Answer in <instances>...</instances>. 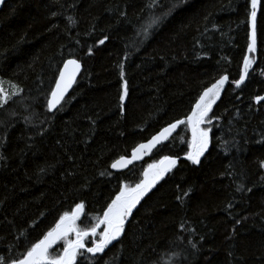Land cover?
Masks as SVG:
<instances>
[{"label":"trees","instance_id":"1","mask_svg":"<svg viewBox=\"0 0 264 264\" xmlns=\"http://www.w3.org/2000/svg\"><path fill=\"white\" fill-rule=\"evenodd\" d=\"M151 4L9 0L0 8V81L19 90L0 106L5 264L22 258L76 204H84L77 226L90 229L122 184L140 182L147 164L187 154L185 122L142 161L111 168L163 127L186 121L223 75L228 82L206 117L209 143L200 162L179 160L132 210L120 237L94 256L81 250L75 264H264V100L255 101L264 94V0L240 87L233 82L249 45L251 0ZM153 16L162 19L145 37ZM69 58L82 70L50 112L49 95ZM63 248L59 241L50 255Z\"/></svg>","mask_w":264,"mask_h":264},{"label":"snow or ice","instance_id":"2","mask_svg":"<svg viewBox=\"0 0 264 264\" xmlns=\"http://www.w3.org/2000/svg\"><path fill=\"white\" fill-rule=\"evenodd\" d=\"M156 2L157 0H152V4L149 6H154ZM257 3L258 0H251L252 11L250 14V21L252 23L253 31L250 34V43L248 45L249 52L255 51V18ZM173 7H175V5ZM165 15H167V13ZM69 19L71 20V18ZM160 19H162V17L153 16L150 18L149 22L142 29L145 37L149 34V30L154 25L158 24ZM105 39H107V37H105ZM99 43L103 44L104 40H100ZM251 63L249 57L245 56L244 67L241 71L240 78L234 82L236 87H240L245 81ZM69 66H71V70H69ZM79 69L80 64L76 60L65 61L64 68L61 69L59 78L56 81V87L52 90L51 98L48 100L47 107L49 111L60 103L64 93L71 86L75 79V74ZM123 75L124 73L121 66V78H123ZM227 79V76H221L211 85V87L205 88L196 104L193 106L191 114L187 116L186 121L178 120L163 128L161 132L158 135L153 136L147 144H140L138 149L133 150L132 159H139L140 157L137 155L139 150H151L157 144L167 139L168 134L176 129L178 125L187 122L192 132V141L189 144L190 151L187 154V159L194 164L199 163L200 156L203 155L209 143V131L208 129L200 128V125L208 122L206 117L212 108V104L219 97L220 90L223 88ZM11 87L14 90L12 95H18L19 90L17 89V86L13 84ZM126 95L127 85L125 84L124 92L120 95V101L122 104ZM8 99H10V97L5 94L3 82H0V106L7 103ZM256 99L257 101H260L264 100V97H257ZM165 162L167 163L165 164ZM131 163L132 160H125L124 157H120V159L114 162L111 167L114 169L118 166L126 167ZM175 164V159L165 156L161 161V166L157 167L155 165H149V168L156 169L152 173L150 179L148 178L149 173L146 170L144 173L146 179L142 180L134 188H128L122 184L120 192L115 196L111 203L108 204L107 208L104 210L103 216L97 217L99 223L94 224L90 229H81L77 226L76 221L80 218L81 213L83 212L84 204H76L72 212L63 213L57 220L55 226L45 233L42 239L33 244L22 258L13 259L9 261L8 264H75L77 255L81 250L90 253L93 256L97 253H102L112 241L120 237L124 230L126 219L140 202L141 198L163 177L164 173L169 171ZM262 166H264V164H262ZM185 195H187V193H185ZM237 223H239V221H237ZM101 224L104 225V230L97 233V228L100 227ZM70 234H74L75 238L71 239ZM97 235L99 236V239H93L92 246L87 247L85 243L86 239L90 236L96 237ZM59 241L64 242L63 252L56 256H51L49 250ZM0 264H5L3 257H0Z\"/></svg>","mask_w":264,"mask_h":264},{"label":"water","instance_id":"3","mask_svg":"<svg viewBox=\"0 0 264 264\" xmlns=\"http://www.w3.org/2000/svg\"><path fill=\"white\" fill-rule=\"evenodd\" d=\"M6 1H9V0H0V8L2 7V5L4 4V2H6ZM259 5H260V0H258V3H257V8H256V18H255V27H256V19H257V14H258V11H259ZM251 11H252V8H251ZM250 14H251V12H250ZM248 28H249V43H250V34L252 33V31H253V27H252V23H251V21H250V15H249V19H248ZM251 53H253V54H255V51H253V52H249V50H248V48H247V51H246V56H250V54ZM67 60H76L79 64H80V69H79V71L78 72H76V74H75V79L73 80V82H72V84H71V86L67 89V91L64 93V96H63V98L61 99V101H60V103L55 107V108H53L52 110H50V112H52V111H54L55 109H57L58 108V106L62 103V101L66 98V96L70 93V91L72 90V88H73V86L75 85V83H76V81H77V79H78V76H79V74H80V72H81V70H82V65H81V62L79 61V60H77V59H74V58H69V59H67ZM67 60H65V61H67ZM65 61L63 62V64H62V66H61V68H60V71H61V69H63L64 68V64H65ZM243 67H244V61H243V64H242V68H241V71H242V69H243ZM69 70H71V66H69ZM60 71H59V74H58V77H57V79L59 78V75H60ZM223 76H227V75H223ZM228 77V76H227ZM240 78V77H239ZM57 79H56V81H57ZM218 80V79H217ZM216 80V81H217ZM246 80V79H245ZM215 81V82H216ZM214 82V83H215ZM227 82H228V79H227V81L225 82V84H224V86L227 84ZM245 82V81H244ZM243 82V83H244ZM214 83H212V84H214ZM211 84V85H212ZM211 85L210 86H208V87H211ZM233 85L236 87V85H235V83L233 82ZM242 85V84H241ZM223 86V87H224ZM56 87V82H55V84H54V87H53V89ZM207 87V88H208ZM52 89V90H53ZM52 92V91H51ZM203 93V92H202ZM201 93V94H202ZM259 97H264V94L262 95V96H259ZM51 98V93H50V95H49V98H48V100ZM257 98V97H256ZM255 98V101L256 102H260V101H262V100H260V101H257V99ZM199 99V98H198ZM197 102V101H196ZM47 104H48V101H47ZM196 104V103H195ZM194 104V105H195ZM193 108V107H192ZM191 112H192V110H191ZM191 112H190V114H191ZM189 114V115H190ZM175 123V122H174ZM170 125V124H169ZM168 126V125H167ZM167 126H165V127H167ZM179 126V125H178ZM177 126V127H178ZM165 127H163V128H165ZM162 128V129H163ZM188 128H189V132H190V136H191V141H192V132H191V128L189 127V125H188ZM161 129V130H162ZM177 129V128H176ZM176 129H174L170 134H168V137L176 130ZM161 130H159L158 132H156L154 135H152L149 139H147L146 141H144V142H141V143H139L138 145H136L135 147H134V149H138V146L140 145V144H147L148 143V141L149 140H151L152 139V137L153 136H156V135H158L160 132H161ZM167 139H165V140H163L161 143H159V144H157L155 147H153L151 150H147V149H141V150H139L138 152H137V155L140 157L139 159H135V160H133L132 159V157H133V150L131 151V153H130V155L129 156H127V157H124L125 158V160H132V163L131 164H128L126 167L125 166H118L117 168H112L113 170H123V169H126V168H128V167H130L132 164H134V163H136V162H140V161H142L144 158H146L147 156H149L150 155V153L156 148V147H158L159 145H161L163 142H165ZM189 151H190V148H189ZM188 151V152H189ZM188 154V153H187ZM187 154H185V155H183V156H180V157H176V156H168V157H170V158H173V159H175L176 160V164H177V162L179 161V160H188L187 159ZM202 156L203 155H201L200 156V159L202 158ZM120 158H118L117 160H115L114 162H116V161H118ZM161 161H162V159L159 161V163H158V166L157 167H159V166H161ZM113 162V163H114ZM112 163V164H113ZM167 162H165V164H166ZM111 164V165H112ZM175 164V165H176ZM198 164V163H197ZM174 165V166H175ZM174 166H172L171 167V169L174 167ZM165 174H166V172L164 173V175H163V177L165 176ZM162 177V178H163ZM161 178V179H162ZM160 179V180H161ZM160 180H158L154 185H153V187L151 188V189H149V191L141 198V200L154 188V186L160 181ZM140 200V201H141ZM140 203V202H139ZM138 203V204H139ZM137 204V205H138ZM128 218H129V216H128ZM128 218L126 219V221H125V223L127 222V220H128ZM99 229V227L97 228V230Z\"/></svg>","mask_w":264,"mask_h":264},{"label":"rangeland","instance_id":"4","mask_svg":"<svg viewBox=\"0 0 264 264\" xmlns=\"http://www.w3.org/2000/svg\"><path fill=\"white\" fill-rule=\"evenodd\" d=\"M1 82V81H0ZM125 85V84H124ZM124 85H123V92H124ZM3 88H4V90H5V94L8 96H10V95H12V93H13V88L11 87V85H8V84H5V83H3ZM200 128H202V129H207V126H206V124L205 123H203L201 126H200ZM158 163H159V161H156V162H151V163H149V164H147V166L145 167V169H144V172H143V175H142V178H141V180H140V182L142 181V180H145L146 179V177H145V175H144V173H145V171L147 170L148 171V173H149V176H148V178L150 179L151 178V176H152V173L156 170L155 168H149V165H155V166H158ZM139 182V183H140ZM136 186V185H135ZM135 186H133V187H128V188H134ZM104 230V225L103 224H101L100 225V227H99V229L97 230V233H100V232H102ZM98 236V235H97ZM99 237V236H98ZM70 238L71 239H74L75 237H74V234H70Z\"/></svg>","mask_w":264,"mask_h":264},{"label":"bare ground","instance_id":"5","mask_svg":"<svg viewBox=\"0 0 264 264\" xmlns=\"http://www.w3.org/2000/svg\"><path fill=\"white\" fill-rule=\"evenodd\" d=\"M161 130V129H160ZM113 163V162H112Z\"/></svg>","mask_w":264,"mask_h":264}]
</instances>
